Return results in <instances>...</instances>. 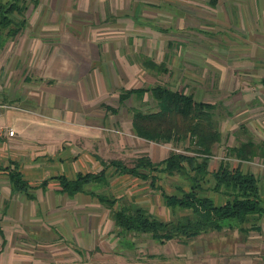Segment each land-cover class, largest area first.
Masks as SVG:
<instances>
[{"label": "crops", "instance_id": "0c3cea01", "mask_svg": "<svg viewBox=\"0 0 264 264\" xmlns=\"http://www.w3.org/2000/svg\"><path fill=\"white\" fill-rule=\"evenodd\" d=\"M6 1L0 0V3ZM116 1L119 0H27L25 25L10 40L11 45L15 39L20 40L21 45L24 44L22 51L11 59L9 55L5 56L8 52L6 43L0 51V91L2 94L8 91L0 102L9 105L1 110L0 120L15 130L13 136L0 137V264H148L156 254L143 249L148 245V240L158 246L170 241L159 243L144 232L117 234L108 208L87 192L68 195L61 190L57 178L63 175L73 179L78 173L97 172L103 168L99 158L105 161L119 159L131 164L133 155H147L153 162H158L172 150L169 147L171 142L148 141L134 135L131 117L127 121L121 117L125 124L120 125L118 133H105V123L115 121L119 106L126 105V99L119 101L121 89L137 87L132 83V66H124L117 58L122 56V43L130 47L138 34L134 37H112V40L115 38L112 42L109 38L101 37L111 34L89 33L87 27L92 21L79 22L73 18L71 11H82L86 9L83 6L93 3L94 10L98 4L103 5L104 11L108 9L110 13L106 16L110 17L118 8ZM211 1L215 10L222 11L225 20V34L229 40L226 46L230 44L226 47L227 54L241 59L235 63L239 67L232 69L231 81L239 93L242 108L237 111L238 114L234 109L232 115L242 118L237 119V123L249 125L251 129L257 127L251 131L254 134L252 137L257 141L264 140V131L260 128L262 123L264 125V0ZM109 2L115 3L108 6ZM124 2H127L126 8L130 11L127 13L129 15H124L125 21L129 20L132 25L135 22L137 25L150 26V30L153 21L149 23L139 19V10L176 7L171 0L160 3L123 0L122 5ZM107 17L105 21L110 19ZM73 22L79 33H66L65 27L74 25ZM117 22L111 30L125 32L124 27L118 26ZM169 40H166L167 45L171 43ZM25 53H28L26 58ZM150 54L146 56L153 59ZM210 57H214L213 53ZM15 63L19 65L17 76H14ZM126 73L132 75V80L128 85H123V82L128 81ZM215 75L212 67H209L199 73L195 78L198 80L196 83L205 78L207 83L215 82L217 85ZM190 93L197 100L212 102L205 96L203 99L196 98L194 88ZM226 103L224 100L225 106ZM237 125L229 128L235 130ZM250 128L245 129V132L250 133ZM245 137L242 135L241 139ZM133 141L137 143L133 145ZM237 141H233V144ZM141 145L147 146L140 148ZM133 146H137L135 154ZM222 158L233 159L227 155V146L224 147ZM210 160L209 170L212 171L219 162L211 168ZM233 160H237V163H231L233 167L238 166L242 171L252 172L258 177L259 189L264 195V167L256 168L250 160ZM11 169L20 173L27 182L26 188L13 187L9 176ZM104 170L109 193L140 204L135 199V192L139 193L144 187L156 190L171 216V209L164 204L162 191L174 194L177 193V185L188 188L187 181L178 174L153 171L157 177L151 184L150 178L120 172L112 165H107ZM161 174L162 177L166 175L180 179L173 182L174 192H167L158 182ZM207 193L215 202H221L220 193L211 190ZM259 226V231L252 234L263 238L257 237V244L264 241V213L259 218ZM251 245H246L247 252L259 254V251H251ZM139 251H143L144 255L138 254Z\"/></svg>", "mask_w": 264, "mask_h": 264}, {"label": "trees", "instance_id": "16d2710c", "mask_svg": "<svg viewBox=\"0 0 264 264\" xmlns=\"http://www.w3.org/2000/svg\"><path fill=\"white\" fill-rule=\"evenodd\" d=\"M26 2L8 0L0 3V49L6 40L13 38L24 27ZM141 62L144 67L157 72L167 71L164 60L155 62L144 58ZM145 93L153 98L155 106L146 110L133 107V134L159 143L188 140L185 148L192 153L171 150L158 162H153L147 155H139L131 164L119 159L105 161L99 158L103 168L97 172L78 173L73 179L59 175L61 190L68 195L83 191L96 197L109 209L117 234L144 232L159 243L172 239L188 242L202 234L225 229H236L243 237L251 231H259V218L264 213V195L260 192L258 177L252 172L242 171L238 166L233 167L227 158H222L216 169L209 170L213 148L223 138L215 117L217 103L197 100L190 92L175 90L162 83L123 88L119 101L131 95L143 97ZM245 133L246 137L238 144L227 146V155L239 160L264 159V140L257 141L252 134ZM107 165L116 167L120 172L150 178L151 184L157 177L153 171L178 174L187 181L188 188L177 185V193L174 194L162 191L164 204L172 212L170 218L163 219L134 201L117 198L104 190L108 186L104 170ZM9 176L13 187L26 188L27 182L16 169H11ZM88 185L93 186L87 188ZM98 187L103 190H96ZM209 190L221 194L220 203L207 193Z\"/></svg>", "mask_w": 264, "mask_h": 264}, {"label": "rangeland", "instance_id": "374dc122", "mask_svg": "<svg viewBox=\"0 0 264 264\" xmlns=\"http://www.w3.org/2000/svg\"><path fill=\"white\" fill-rule=\"evenodd\" d=\"M122 1L123 0L116 1V6L118 8H116L115 14H112L110 17L106 16L109 12L108 9H106L107 11H104L103 5L98 4V7L94 10L93 8L95 7V4L93 3H91V5L83 6L86 9H82V11H71L73 13L72 16L74 19L79 20V22L92 21L87 27L88 32H94L95 34H111L110 36H101L109 38L110 41L112 40V37L119 35L125 37L133 35L134 37L136 33L138 34L137 38L131 41L130 47L129 45L127 47L126 43H122L123 47L121 51H123V53L122 56L117 58V61L124 66H132L133 86H150L154 85L156 82H163V84L176 90L193 92L194 88V92H196L195 95L197 96L196 98L201 99L205 96L206 99L208 98V100L217 103L215 117L218 119L223 138H221L219 143L215 144L213 150L215 151V154L213 152L214 155L211 156L210 160L211 168H213V166L221 160L224 147L229 146L227 143H232V145H234L233 141L238 140L237 143H235L238 144L242 140L241 136H246L245 129L248 127L250 128L248 124L247 127L246 124L237 123V119H242L241 117L232 115L234 109H236V114H238L237 111L242 108V105L239 104L241 101L238 97L239 93L235 91L233 82L231 81L233 77L232 69L233 67H239L236 66L237 64L235 63L239 62L241 59H235L227 54L228 51L226 47L230 44L226 46V43H228L229 40H227L225 34L226 25L225 20L222 18V11L220 9L215 10V6L212 7L213 3L211 0H171L174 1L175 8H148L147 10L138 11L139 19L142 21L147 20L149 23L150 21H153L154 25L152 30H150V26L137 25L135 22L132 25L129 20L125 21L124 15L130 13V11L126 8L127 2H124L122 5ZM151 1L160 3L163 0ZM114 3L115 2H109L107 5L111 6ZM188 5L190 8H187ZM178 6H181V8ZM184 6L185 9L183 8ZM75 7L76 5L74 4V8ZM146 8L147 7H144V9ZM27 12L29 13L30 10ZM105 17L110 19L105 21ZM115 21H118L116 23L118 26L124 27L125 32H121L124 34H121L116 30H111ZM123 21L125 22L123 23ZM73 24L75 25L74 22ZM74 25H68L65 27L66 33H79V30L75 28L76 25ZM168 38H170L169 41H171L169 45L166 43ZM11 39L12 38L5 41L8 51L5 56L9 55L10 59L11 57H15V55L18 56L24 45H21V41L17 39H15V42L11 45ZM21 40L23 42V38H21ZM113 41H115V38H113L112 42ZM108 43L109 42H107V45H109ZM96 44L98 45V43ZM147 53H151L150 55H152V58L157 62L159 60H164L168 70L166 72L157 73L144 67L141 61L144 58H148L146 56ZM212 53L214 57H210ZM27 56L28 53H25V58ZM68 64L70 65V63ZM18 66L19 65L15 63L16 73L14 76L18 75ZM209 67H212V71L216 74L217 85H215V82L214 84L207 83L205 78H203V80L198 83L201 86L197 87L198 84L196 82L198 80L195 78H197L200 72L202 73L209 69ZM181 70L185 71V73ZM125 76L128 81L127 83L122 82L123 85H128L132 80V75L126 73ZM1 82L4 83L3 81ZM220 88L222 90H220ZM1 92L2 91H0V100H3V95H7L8 91H3L4 94ZM200 93H202L201 97H199ZM40 95H42V92ZM141 97L132 96L131 98H126V105L121 104L119 106L120 111L118 116L115 115L117 119L105 123V133H108V135L118 133L120 125L125 124L121 117L125 118L126 121L129 120L132 116L133 107H138L143 110L154 108L155 101L149 94H144L143 97ZM107 99H109V97ZM224 100L225 102L227 101L226 106L223 104ZM120 113H122V116ZM241 124L243 125L242 128H240ZM235 125L238 126L235 130L229 128L234 127ZM260 128L264 131L263 123ZM256 129L257 127L251 129L250 133L254 135L252 132ZM236 134H238V136ZM148 141L146 142L150 144ZM135 143L137 142L133 141V145ZM170 145L171 146L169 147H171L172 150L192 153L185 148L188 146V140L171 142ZM145 146L147 145H141L140 148ZM136 148L137 146H133V154H135ZM134 158L135 156L133 155L132 159ZM233 159L230 160L232 165L237 163V160ZM250 161L256 168L264 167V159L262 158H254ZM179 180L178 177H169L166 175L162 177L161 174L158 182L167 192H174L175 188L173 182ZM107 189H109V187L104 188L106 191ZM134 195L135 199L149 211L155 212L162 218H170V211L163 205L158 191L144 187L139 193L135 192ZM253 232L254 231L250 232L248 236L243 237L236 229H225L221 232L202 234L190 239L187 243L172 239L161 246L148 240V245L143 249L147 252L156 253L155 257H152L153 259H150L151 261H149L148 264H264V249H262L264 241L257 244L256 239L261 236H254L252 235ZM258 234L260 235V233ZM251 235L252 237H250ZM146 238L149 239V236ZM260 239L263 238L261 237ZM248 243L252 244L250 246L251 251L256 250L260 253L254 254L253 252H247L246 245ZM138 254L144 255L143 251H139ZM136 264L138 263L136 262Z\"/></svg>", "mask_w": 264, "mask_h": 264}, {"label": "built area", "instance_id": "2783aa9c", "mask_svg": "<svg viewBox=\"0 0 264 264\" xmlns=\"http://www.w3.org/2000/svg\"><path fill=\"white\" fill-rule=\"evenodd\" d=\"M6 106H9V105L6 103L0 102V115H1V110ZM14 134H15V130L9 127L8 125H6L5 123L1 122L0 120V137H3L5 135L13 136Z\"/></svg>", "mask_w": 264, "mask_h": 264}]
</instances>
